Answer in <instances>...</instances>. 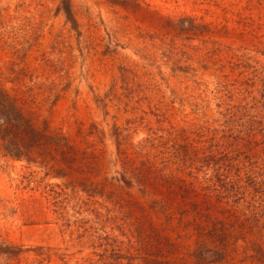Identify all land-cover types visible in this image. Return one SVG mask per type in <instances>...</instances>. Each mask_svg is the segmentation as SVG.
I'll return each instance as SVG.
<instances>
[{
	"label": "rangeland",
	"instance_id": "374dc122",
	"mask_svg": "<svg viewBox=\"0 0 264 264\" xmlns=\"http://www.w3.org/2000/svg\"><path fill=\"white\" fill-rule=\"evenodd\" d=\"M69 1L77 32L62 0H0V87L77 154L0 150V245L73 253L79 230L85 254L264 264V0ZM216 141L238 151L231 200L181 193Z\"/></svg>",
	"mask_w": 264,
	"mask_h": 264
},
{
	"label": "trees",
	"instance_id": "16d2710c",
	"mask_svg": "<svg viewBox=\"0 0 264 264\" xmlns=\"http://www.w3.org/2000/svg\"><path fill=\"white\" fill-rule=\"evenodd\" d=\"M61 11L63 12L66 22L71 26L72 30L77 32L78 24L73 15L70 1L62 0ZM203 24L201 26H208ZM192 28L197 27L195 24ZM38 113L29 109L24 99L14 91H9L5 87H0V150L4 157H8L13 161H24L26 164H37L35 158H45L52 156L55 158L61 156L64 159H72L77 154L74 152L70 144L58 134L50 124L37 115ZM225 143L216 141L208 151L197 148V154L194 155L197 172L199 175L192 176L190 182L183 183L178 187L181 193L190 192L196 195H202L206 199L214 197L216 199L223 198L226 201L231 200L225 193L224 170L226 167H241L235 153L234 148H227ZM263 150V149H262ZM260 149V151H262ZM256 154L260 151L255 150ZM234 155V157H233ZM74 162L75 161H70ZM182 163V162H181ZM67 167H73L67 165ZM243 167H262L254 160L247 161V165ZM207 168V170H206ZM74 171L75 168H69ZM206 170L203 172V170ZM196 171V169H194ZM149 169L143 168V172ZM211 172V176L209 174ZM202 174V178L200 177ZM151 177V175H150ZM148 177V179H150ZM122 180H125L124 178ZM123 183L125 181H122ZM125 184V183H124ZM128 184V183H127ZM263 190V189H262ZM258 198H264V191H255ZM86 193V191H84ZM202 193V194H200ZM103 196V195H101ZM119 205L125 208L139 209L138 205H129L128 203L118 199ZM77 230L78 246L76 251L70 253L66 249L52 247H23L20 245H0V257H5L11 264H20L22 258L31 254L33 256L30 264H158L161 263L156 256L149 254H141L137 251H127L122 253V247H113L108 249L104 247L102 252L93 251L85 254L87 243ZM95 249V246H91ZM101 248V247H98ZM216 256L213 262L222 260L221 253H212Z\"/></svg>",
	"mask_w": 264,
	"mask_h": 264
}]
</instances>
